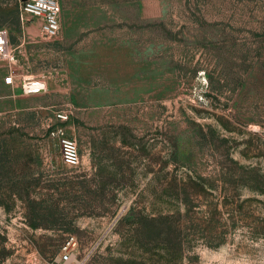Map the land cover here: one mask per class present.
<instances>
[{
    "label": "rangeland",
    "instance_id": "obj_1",
    "mask_svg": "<svg viewBox=\"0 0 264 264\" xmlns=\"http://www.w3.org/2000/svg\"><path fill=\"white\" fill-rule=\"evenodd\" d=\"M60 3V35L28 47L45 142L0 115V264H264V0ZM72 8L101 22L73 30Z\"/></svg>",
    "mask_w": 264,
    "mask_h": 264
},
{
    "label": "crops",
    "instance_id": "obj_2",
    "mask_svg": "<svg viewBox=\"0 0 264 264\" xmlns=\"http://www.w3.org/2000/svg\"><path fill=\"white\" fill-rule=\"evenodd\" d=\"M95 8H72L70 12V20L74 25L73 30L91 29L95 24L100 23L96 19ZM27 14L17 17L15 22H6V19L0 18V28H5L8 32L7 39L10 49L14 54L13 60H6L0 71V115L9 112L12 116H17L19 113L25 115L24 122L18 119H11V125H24L26 127L25 139L32 143L45 142L40 138L46 130L45 113L49 110V99L45 92L34 94H19L18 91L4 84L3 76L10 70L15 69L22 73L39 75L38 69L30 66L28 57L29 42L34 31L39 33V23L37 21L28 22ZM61 18V15H60ZM40 34V33H39ZM17 35V41H12V37ZM48 84V83H47ZM57 111V110H56ZM1 118V117H0Z\"/></svg>",
    "mask_w": 264,
    "mask_h": 264
},
{
    "label": "built area",
    "instance_id": "obj_3",
    "mask_svg": "<svg viewBox=\"0 0 264 264\" xmlns=\"http://www.w3.org/2000/svg\"><path fill=\"white\" fill-rule=\"evenodd\" d=\"M21 16L24 14L39 18V33L47 40L57 38L61 32V3L60 0H19ZM7 30L0 28V59L13 60L14 54L9 47ZM4 84L15 88L19 94L27 95L43 93L48 90L44 74H27L10 69L3 76ZM69 112L64 109L55 111V120L49 126V137L55 140L60 147L62 161L76 167L80 163L79 148L74 137L67 134L64 122L68 119ZM70 241L63 246L61 258L67 260Z\"/></svg>",
    "mask_w": 264,
    "mask_h": 264
}]
</instances>
